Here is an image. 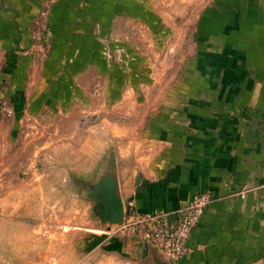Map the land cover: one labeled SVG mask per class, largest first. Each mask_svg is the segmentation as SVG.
Listing matches in <instances>:
<instances>
[{"label": "crops", "instance_id": "obj_1", "mask_svg": "<svg viewBox=\"0 0 264 264\" xmlns=\"http://www.w3.org/2000/svg\"><path fill=\"white\" fill-rule=\"evenodd\" d=\"M42 11L48 54L37 71L28 50ZM107 14V0H0L4 95L19 108L25 99L35 102L42 87V107L51 109L50 89L64 86L70 71L76 75L75 61L95 60L105 31L118 28ZM193 42L178 100L163 105L174 108L162 117L168 161L124 179L117 168L115 177L124 213L172 212L201 193L213 202L178 261L117 235L89 255L94 264H264V0H211L195 21ZM90 72L88 66L80 73Z\"/></svg>", "mask_w": 264, "mask_h": 264}, {"label": "rangeland", "instance_id": "obj_2", "mask_svg": "<svg viewBox=\"0 0 264 264\" xmlns=\"http://www.w3.org/2000/svg\"><path fill=\"white\" fill-rule=\"evenodd\" d=\"M210 3L107 0V20L118 28L105 31L95 60L75 61L76 75L70 71L64 86L50 89L51 109L42 107V87L35 102L16 108L0 81V264H94L89 255L120 235L118 225L98 217L93 187L117 168L124 179L168 161L162 117L174 108L163 105L178 100L195 21ZM42 17L45 29L35 41ZM30 32L29 64L40 71L48 54L46 12ZM88 66L89 78L80 73ZM2 70L0 58V79Z\"/></svg>", "mask_w": 264, "mask_h": 264}, {"label": "built area", "instance_id": "obj_3", "mask_svg": "<svg viewBox=\"0 0 264 264\" xmlns=\"http://www.w3.org/2000/svg\"><path fill=\"white\" fill-rule=\"evenodd\" d=\"M44 21L45 17H42L36 23L37 27L32 32L33 40L40 38L45 29ZM212 202L209 193H201L172 212L138 213L130 209L124 213L123 222L114 233L135 237L167 260L176 262L188 253L187 241L191 232Z\"/></svg>", "mask_w": 264, "mask_h": 264}, {"label": "water", "instance_id": "obj_4", "mask_svg": "<svg viewBox=\"0 0 264 264\" xmlns=\"http://www.w3.org/2000/svg\"><path fill=\"white\" fill-rule=\"evenodd\" d=\"M139 181L140 178L137 177L136 182ZM93 193L97 202L96 212L101 221L109 225H121L124 219V208L118 194L114 173L103 176L100 182L93 187Z\"/></svg>", "mask_w": 264, "mask_h": 264}]
</instances>
